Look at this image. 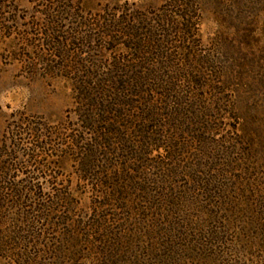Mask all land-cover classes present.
Returning a JSON list of instances; mask_svg holds the SVG:
<instances>
[{
	"label": "rangeland",
	"instance_id": "374dc122",
	"mask_svg": "<svg viewBox=\"0 0 264 264\" xmlns=\"http://www.w3.org/2000/svg\"><path fill=\"white\" fill-rule=\"evenodd\" d=\"M136 65L151 79L183 70L166 106L164 92L148 98L171 149L135 161L142 139L125 120L144 109L132 104L111 116L121 138L96 157L93 174L115 186L97 187L72 138L94 144L89 115L116 129L98 120ZM1 162L52 208L36 224L42 255L73 234L66 264H264V0H0ZM34 198L1 208L0 238ZM0 264L23 262L1 252Z\"/></svg>",
	"mask_w": 264,
	"mask_h": 264
},
{
	"label": "trees",
	"instance_id": "16d2710c",
	"mask_svg": "<svg viewBox=\"0 0 264 264\" xmlns=\"http://www.w3.org/2000/svg\"><path fill=\"white\" fill-rule=\"evenodd\" d=\"M186 28L187 30H185L184 36L187 35L189 36V31H188L189 26L187 25ZM125 68L127 69V67H124V69ZM131 68L132 71L130 72V75L128 74L129 76L127 75L126 77L127 80L122 79L121 85L116 84L118 88L116 95L120 96L121 99L119 100L120 104L119 103L117 104L118 107L116 109H114L112 106H110L112 108L109 111H106L105 109L102 113V116H100L101 117L100 120H98L102 122L104 125L108 124L107 120H109V124L111 123L112 120L115 123V125L114 124H110V125L112 127H115L116 129L107 128L108 126L104 128L101 126V128H98L97 126H95L97 124V120L93 118L92 115H89V117L85 118L83 124H85L84 127L86 130L94 132V134L97 133V135H95L94 144H89L88 142H84L86 144L84 145L83 143V146H81L82 145L81 141H83L81 137L73 136L72 138L73 142L76 144L77 148H79L81 152L80 155L82 156V158H80L79 164L81 165L80 172L81 174H84L82 178L84 180H92L93 182L95 181L97 183V187L109 188L110 185L115 186L114 184L115 182H113L115 178L110 179L105 176L99 179L97 175L93 174L95 172L94 169L97 163L96 157L97 154L101 155L103 150L105 151V154L110 152L112 150V146L116 144L115 143L116 138L119 136L121 138V128L119 129V126H117V124L119 125V123L115 122L114 119H111V116L119 118L121 114L125 115L124 111H127L129 107H134V105L132 104L135 105L139 104L141 105L140 110L144 109L141 111V115H143V117L142 120L140 119V122H138L137 119L125 120V127L130 130L133 129L136 134L140 133L139 139H142V141L138 143L140 146L134 145L136 147L135 161H138L140 163L149 161L148 157L151 154V150L156 151L157 149H161V148H165L168 150L171 149V148L169 149V146L171 145V141L167 139L168 137L166 136V134L162 129L163 126L159 122H157L158 120L156 119V117L159 116V114L158 113L155 114L154 108L159 109V107L151 104L148 101V98L151 97L150 95L153 94L154 92L160 91V94L164 92L161 94V97L163 99L161 100V102L165 103L167 100L170 99V97H174L173 95L174 94L176 95L178 91L181 92L182 88L180 85V81L178 82V80L181 79L182 77L178 75L182 73L183 70L182 69L177 70V73H175L177 75L176 77L170 76L169 79L166 80L165 76L155 77L151 79L149 77L150 75H148V68L146 69L145 66L136 65ZM149 71L151 72L152 70ZM118 86H121L122 88H119ZM126 92H130V94L129 95L125 94ZM122 99L124 101L121 103ZM135 100L136 102H134ZM143 100L147 102L145 105H143L140 102ZM92 101L93 103L95 102L94 100ZM127 102L129 104H127ZM93 106L95 107V104H93ZM156 122L157 125L153 126L152 123L154 124ZM102 132L104 133L102 134ZM16 141H17V148L24 149L25 140L19 138V140L17 139ZM175 147H178V145H176ZM42 149H46V148L42 147ZM174 154L175 152L174 153L172 152L173 156H175ZM1 164L3 165L0 166V210L1 208L6 209L5 211L9 210V212L5 213V215L10 216V211L13 209H16L17 211H22V209L25 206H27L26 202L32 200V196L35 197L33 199L35 201H34L33 209L31 211V215H30V211L28 212V214L22 213L21 215H19L21 212L20 213L15 212L17 213L16 216L19 215L18 217L22 218L21 221L22 226L17 227L18 228L17 232L15 231L12 234L13 237L11 235V237H9L8 240L4 238L3 239L0 238V253L1 252L6 253L7 256L19 258L20 261L23 262V264H49L44 254H46V257L49 255V260L52 262V264H64V263L66 264V262L71 258L70 256L71 254L70 252H68L69 251L68 248L72 244H74L75 235L73 236V234H70L71 235L70 236L68 234L67 236H70L68 238L71 239L70 242L69 240H67L66 244L62 241L61 246L59 245H56L55 247L50 246L48 248V251L43 250L44 253L42 255L40 252L41 251L40 248H42L43 246L42 238L46 230L45 228L43 230L41 228L38 229L37 226H39L38 224L40 222L47 220L48 218H51V216L54 215V213L51 212L52 208L51 206L47 205V201L45 200L44 197H41L39 196V194H36L37 193L35 191L37 190L36 186H32L30 184L31 186H28L27 188H22L19 181L15 182L16 181V179H14L15 175L11 174L12 173L11 168L9 169V167H7L5 163L1 162ZM158 166H159L158 168H165V162H159ZM101 197H103V201H96V204L99 203V205L96 207L97 209H101L102 211L104 208L110 205L112 200H111V194L102 193ZM122 199L123 201L126 200L125 198ZM63 200L64 199L62 198L61 202ZM53 205H57V203H54ZM15 219H16L15 221H18L17 218ZM100 221L101 220L96 221L98 223L97 227L103 225L101 222L104 220H102L101 222ZM40 225L44 226V224H40ZM48 226H51L53 228V224H51V222L50 224H48ZM37 249H39L40 254L36 251Z\"/></svg>",
	"mask_w": 264,
	"mask_h": 264
}]
</instances>
